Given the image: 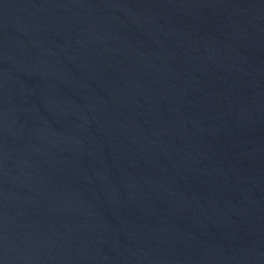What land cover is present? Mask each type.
<instances>
[{
  "label": "water",
  "instance_id": "95a60500",
  "mask_svg": "<svg viewBox=\"0 0 264 264\" xmlns=\"http://www.w3.org/2000/svg\"><path fill=\"white\" fill-rule=\"evenodd\" d=\"M0 264H264V0H0Z\"/></svg>",
  "mask_w": 264,
  "mask_h": 264
}]
</instances>
